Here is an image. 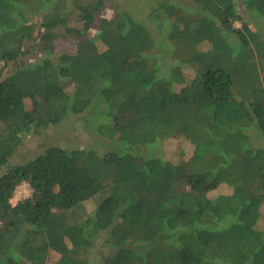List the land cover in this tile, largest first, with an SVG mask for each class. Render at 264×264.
I'll return each mask as SVG.
<instances>
[{
	"label": "trees",
	"instance_id": "trees-1",
	"mask_svg": "<svg viewBox=\"0 0 264 264\" xmlns=\"http://www.w3.org/2000/svg\"><path fill=\"white\" fill-rule=\"evenodd\" d=\"M188 1L0 0V264H264V0ZM80 115L110 151L11 164Z\"/></svg>",
	"mask_w": 264,
	"mask_h": 264
},
{
	"label": "rangeland",
	"instance_id": "rangeland-1",
	"mask_svg": "<svg viewBox=\"0 0 264 264\" xmlns=\"http://www.w3.org/2000/svg\"><path fill=\"white\" fill-rule=\"evenodd\" d=\"M58 1V0H57ZM159 0H116L115 4L108 6L107 13H111L112 11L116 12L117 9H122V7L127 6L128 9H137L143 8L144 4L152 5L157 4ZM177 4H182L187 6L191 4L188 0H172ZM73 0H65L64 7L72 9ZM193 7V5L191 6ZM71 10H69L70 12ZM112 12V13H113ZM76 16V15H75ZM75 16L70 17V24L73 26L79 27L80 23L77 21ZM140 20H144L143 14H139L137 17ZM237 27H241L240 23L235 24ZM67 47H74L73 42H69ZM100 50H104L106 46L103 43H99ZM40 55V54H39ZM31 57V56H29ZM30 60V59H29ZM32 107V102L30 100L26 101V108L30 110ZM140 116L137 111H133L128 114V117H136ZM84 115L74 116L71 119L67 120L65 123L60 125L59 127H53L45 132L40 137H28L23 145L19 147L16 152L15 157L13 158L11 164L22 163L28 157L36 156L42 151L46 150V148L50 146H61L65 148H88L92 150H96L98 152H108L111 150L109 145H104L100 139L92 134H88L83 126ZM191 153V147L186 144V142L181 138L175 139H167L163 142V146L161 148V155L168 161L172 163H178L187 157H189ZM32 190L28 184H23L17 188L15 191L14 197L11 203L14 205L17 202H20L26 198L31 196ZM231 193V189L227 186H221L217 190L211 193L212 196H217L221 194H229ZM87 209L90 211L93 208L92 203H88ZM264 212V207H263ZM263 224V222H261ZM264 229V226H262ZM103 239H99L95 250L94 255H100L101 252L104 251L105 248L102 247ZM99 256L95 260L98 261ZM57 259L56 255L51 256V261L49 260L48 264H54Z\"/></svg>",
	"mask_w": 264,
	"mask_h": 264
}]
</instances>
